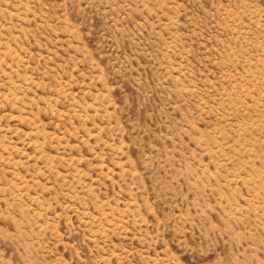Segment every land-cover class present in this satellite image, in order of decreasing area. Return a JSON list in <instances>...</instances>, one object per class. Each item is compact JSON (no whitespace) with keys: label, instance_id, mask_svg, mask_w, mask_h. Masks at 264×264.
Wrapping results in <instances>:
<instances>
[{"label":"rangeland","instance_id":"rangeland-1","mask_svg":"<svg viewBox=\"0 0 264 264\" xmlns=\"http://www.w3.org/2000/svg\"><path fill=\"white\" fill-rule=\"evenodd\" d=\"M0 264H264V0H0Z\"/></svg>","mask_w":264,"mask_h":264}]
</instances>
